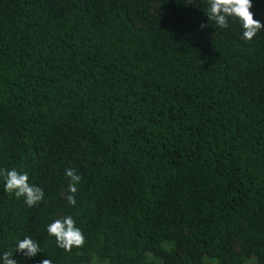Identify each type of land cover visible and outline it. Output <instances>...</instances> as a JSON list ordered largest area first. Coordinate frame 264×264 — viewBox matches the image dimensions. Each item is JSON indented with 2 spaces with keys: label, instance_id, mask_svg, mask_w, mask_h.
Returning <instances> with one entry per match:
<instances>
[{
  "label": "trees",
  "instance_id": "16d2710c",
  "mask_svg": "<svg viewBox=\"0 0 264 264\" xmlns=\"http://www.w3.org/2000/svg\"><path fill=\"white\" fill-rule=\"evenodd\" d=\"M208 8L0 0V169L45 193L29 207L0 176V264H264V29L245 40ZM67 215L71 251L47 232Z\"/></svg>",
  "mask_w": 264,
  "mask_h": 264
},
{
  "label": "clouds",
  "instance_id": "9594fccd",
  "mask_svg": "<svg viewBox=\"0 0 264 264\" xmlns=\"http://www.w3.org/2000/svg\"><path fill=\"white\" fill-rule=\"evenodd\" d=\"M209 8L207 16L220 28H227L229 18H236L243 28V38L252 40L255 35L264 29V24L254 18L251 11L253 7L252 0H208ZM207 25L201 24V28ZM69 178L68 195L65 197L69 205L75 206L77 203L76 194L78 193L77 185L81 182V176L77 174L76 169L69 168L65 170ZM0 176L5 180V191L9 194H15L17 199L23 197L29 207L39 204L44 200V190L41 187L29 183L27 172H19L16 169H0ZM49 235L54 236L57 245L71 251L74 247H82L85 243V237L81 229L71 215L56 219L47 226ZM15 252L22 253L25 257H35L41 252L40 245L31 237H25L17 244ZM13 253L6 251L2 255L3 264H19L13 259ZM40 264H52L51 259H43Z\"/></svg>",
  "mask_w": 264,
  "mask_h": 264
},
{
  "label": "rangeland",
  "instance_id": "374dc122",
  "mask_svg": "<svg viewBox=\"0 0 264 264\" xmlns=\"http://www.w3.org/2000/svg\"><path fill=\"white\" fill-rule=\"evenodd\" d=\"M89 264H110L108 263L107 261L105 260H99V259H96V258H93Z\"/></svg>",
  "mask_w": 264,
  "mask_h": 264
}]
</instances>
